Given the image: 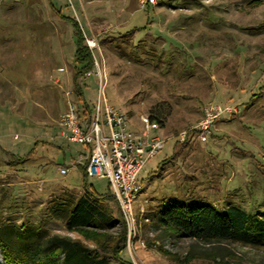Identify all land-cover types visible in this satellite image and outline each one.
I'll return each instance as SVG.
<instances>
[{
    "label": "rangeland",
    "instance_id": "obj_1",
    "mask_svg": "<svg viewBox=\"0 0 264 264\" xmlns=\"http://www.w3.org/2000/svg\"><path fill=\"white\" fill-rule=\"evenodd\" d=\"M53 1L96 40L107 102L127 115L128 130L140 134L151 108L166 115L150 132L167 140L138 174L143 187L133 202L135 222L124 220L122 257L134 264H264V242H205L146 220L173 192L264 217V0H156L149 10L141 0ZM74 50L72 26L48 0H0V235L13 254L30 239L20 225L43 235L36 241L59 234L98 246L66 224L67 208L86 190L80 166L60 172L86 148L60 133L68 101L82 103L72 84ZM82 84L93 106L99 76ZM208 102L237 112L217 120L206 142L196 135L178 142ZM88 182L110 190L107 177ZM182 182L188 185L177 189ZM101 203L107 219L93 231L113 245L122 229L109 210L119 204ZM0 263L7 264L1 250ZM42 264H64L63 255Z\"/></svg>",
    "mask_w": 264,
    "mask_h": 264
},
{
    "label": "trees",
    "instance_id": "obj_2",
    "mask_svg": "<svg viewBox=\"0 0 264 264\" xmlns=\"http://www.w3.org/2000/svg\"><path fill=\"white\" fill-rule=\"evenodd\" d=\"M52 11L68 22L73 29L75 39V50L73 54V76L72 84L75 94L79 97L84 105V112L91 111L92 106L87 104L83 94L82 79L86 78V73L94 67L93 53L86 42V36L80 22L63 13L60 8L55 7L53 0H48ZM152 4H147V10ZM146 28L133 27L121 36L131 35L135 30ZM131 38V37H130ZM132 41V39H131ZM150 120H156L162 126L165 113H153L155 109L151 108ZM195 136L193 132L187 139ZM179 142V141H178ZM174 154V153H173ZM26 157L16 159L17 162L23 163ZM168 159H164L161 164H165ZM83 186L86 189L85 194L67 208L66 224L69 228L79 229L89 238H96V247H90L81 240L66 235L52 234L47 239L36 241L37 238L43 237L41 233L37 235L27 234L28 228L20 225V234L29 237L21 246L17 254L10 252L8 245L0 235V250L7 264H42L44 260L50 262V259L63 255L64 264H134L131 260L122 257V252L126 248V224L121 215L118 201L109 187V191L100 193L92 188L88 182V176L83 166ZM156 172L158 169L155 170ZM188 184L182 182L177 186L180 189ZM183 193V192H182ZM176 194L173 192L167 200L164 198L161 202L154 205L147 213L146 218L156 225L167 228L172 233L186 235L195 240H204L205 242L213 241H233L243 244H259L264 242V217L247 212L240 207L230 204L224 208H219L217 204L207 199L194 198L192 195ZM115 199L118 208L109 210L114 220L121 225L120 236L114 241L106 240L107 236L95 235L93 230L102 228V222L107 219V213L102 207L103 200ZM115 213V214H114ZM1 224V223H0ZM23 227V228H22ZM42 230V225H38ZM169 231V232H170ZM36 237V239H35ZM17 260V261H16ZM1 264V263H0Z\"/></svg>",
    "mask_w": 264,
    "mask_h": 264
},
{
    "label": "built area",
    "instance_id": "obj_3",
    "mask_svg": "<svg viewBox=\"0 0 264 264\" xmlns=\"http://www.w3.org/2000/svg\"><path fill=\"white\" fill-rule=\"evenodd\" d=\"M156 0H141V4H154ZM88 48L94 57V67L86 76H99L100 86L98 99L91 111L84 112V105L68 101L67 110L61 116L60 129L63 138L70 142L85 145L79 158L67 166H62L60 172L67 174L72 167L83 166L89 177L108 178L109 185L118 201L121 215L128 225L135 222L133 202L142 189L137 177L145 164L164 147L167 138L151 135L158 130L160 124L142 116L143 130L134 134L128 130L127 115L108 104L104 93V75L100 68L99 57L96 55L99 47L95 39L86 38ZM237 112L233 104L208 102L203 107L201 118L193 125L183 130L177 136L179 142L187 139L193 132L201 142H206L217 120ZM146 220H148L146 218Z\"/></svg>",
    "mask_w": 264,
    "mask_h": 264
},
{
    "label": "crops",
    "instance_id": "obj_4",
    "mask_svg": "<svg viewBox=\"0 0 264 264\" xmlns=\"http://www.w3.org/2000/svg\"><path fill=\"white\" fill-rule=\"evenodd\" d=\"M218 103V102H217ZM79 104H81V103H79ZM221 104H225V103H221ZM160 128H161V126H160ZM214 131V130H213ZM89 176V175H88ZM92 184V183H91ZM94 186H93V184H92V188H93ZM143 187V186H142ZM95 189V188H94ZM96 190V189H95ZM97 191V190H96ZM98 192V191H97Z\"/></svg>",
    "mask_w": 264,
    "mask_h": 264
}]
</instances>
